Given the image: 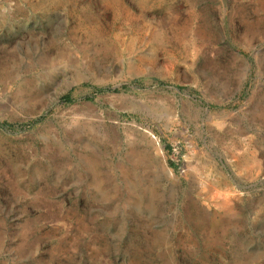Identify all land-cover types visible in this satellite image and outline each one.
<instances>
[{
	"label": "rangeland",
	"instance_id": "1",
	"mask_svg": "<svg viewBox=\"0 0 264 264\" xmlns=\"http://www.w3.org/2000/svg\"><path fill=\"white\" fill-rule=\"evenodd\" d=\"M107 4L0 0V264H264V0Z\"/></svg>",
	"mask_w": 264,
	"mask_h": 264
},
{
	"label": "bare ground",
	"instance_id": "2",
	"mask_svg": "<svg viewBox=\"0 0 264 264\" xmlns=\"http://www.w3.org/2000/svg\"><path fill=\"white\" fill-rule=\"evenodd\" d=\"M120 0H107V5H112L113 17L104 19L103 21L99 17L94 15L84 16L82 21L84 26H90L92 31L87 32L86 36L89 40H126L124 34L126 30L121 22L122 13L117 4ZM121 3V2H120ZM120 7V6H119ZM110 9V8H109ZM86 11V10H85ZM90 11V10H89ZM89 14V13H88ZM83 26V25H82ZM83 26V27H84ZM89 28V27H88ZM87 31V29H86ZM131 47V46H130ZM127 51V50H126ZM129 52V51H128ZM131 60V59H130ZM128 62V61H127ZM176 116V115H175ZM172 119V118H171ZM176 119V118H175ZM174 120V118H173ZM178 120V119H177ZM133 125V124H132ZM138 127V126H137ZM226 129V128H225ZM228 129V128H227ZM221 131V130H220ZM148 132V131H147ZM128 133V132H126ZM133 133V132H132ZM140 134V133H139ZM120 135V134H119ZM131 135V134H130ZM153 135V134H152ZM228 135V134H227ZM126 136V135H125ZM128 137V136H127ZM138 137V136H137ZM129 139V138H128ZM163 147V146H162ZM227 147V146H226ZM138 148V147H137ZM162 154V153H161ZM157 158V156H155ZM210 158V157H209ZM141 159V158H140ZM135 160V159H133ZM142 160V159H141ZM206 161V160H205ZM204 161V162H205ZM139 164V163H138ZM207 164V163H206ZM215 169V168H214ZM225 174V172H224ZM168 175V174H167ZM221 175V174H220ZM211 177V176H210ZM228 177V176H227ZM208 178V177H207ZM215 181V180H214ZM207 185V184H206Z\"/></svg>",
	"mask_w": 264,
	"mask_h": 264
}]
</instances>
